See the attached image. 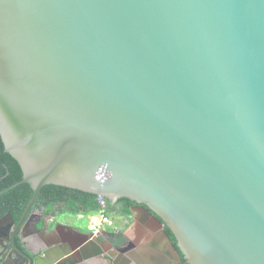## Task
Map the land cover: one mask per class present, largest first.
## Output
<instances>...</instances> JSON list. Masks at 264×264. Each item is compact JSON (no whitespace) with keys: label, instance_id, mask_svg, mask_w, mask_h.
Returning <instances> with one entry per match:
<instances>
[{"label":"water","instance_id":"water-1","mask_svg":"<svg viewBox=\"0 0 264 264\" xmlns=\"http://www.w3.org/2000/svg\"><path fill=\"white\" fill-rule=\"evenodd\" d=\"M0 134V193L34 190L0 264L50 183L136 201L125 234L150 220L179 262L264 264V0H0Z\"/></svg>","mask_w":264,"mask_h":264},{"label":"flooded vegetation","instance_id":"flooded-vegetation-1","mask_svg":"<svg viewBox=\"0 0 264 264\" xmlns=\"http://www.w3.org/2000/svg\"><path fill=\"white\" fill-rule=\"evenodd\" d=\"M28 204L19 218L17 220L15 219V225L12 229L13 233L22 219ZM46 210V205L39 208L35 202L29 215L18 227L16 241L24 256L16 252L13 253L10 259L12 263L29 264V259H27V257L33 259L47 249L50 251V257H54L55 250L60 252L70 248L71 252L65 256L66 261H57L55 264H71L73 262V264H103L102 261L104 262V259L102 255L111 252L117 254V264L187 263L186 260L183 259L182 262H179V259L169 251L166 244H157L155 248L146 244L137 246L132 241V237L125 234V231L134 219V215L136 213L138 214V212L132 211L131 214L125 215L121 214L119 211H113V214L123 218V225H121L120 228L112 229L106 227L102 230L94 231L90 228V223H88L87 226L89 231H85L67 222L69 218H64L68 213L74 216L81 213L68 211L65 202L60 201L52 203L50 211L46 212ZM145 227L151 229L155 235L159 236V232L156 233L154 231V223L150 220L146 222ZM159 239H161L160 236ZM83 240H88V242L83 243ZM86 254L92 256V258L89 257L90 259H84ZM98 254H100V256H97Z\"/></svg>","mask_w":264,"mask_h":264},{"label":"trees","instance_id":"trees-1","mask_svg":"<svg viewBox=\"0 0 264 264\" xmlns=\"http://www.w3.org/2000/svg\"><path fill=\"white\" fill-rule=\"evenodd\" d=\"M22 177L23 171L19 162L9 152L5 151L0 134V191L21 180ZM33 194L34 190L29 182H22L1 193L0 217L7 212H11L14 219L17 220L31 200ZM98 197L97 194L92 192L50 183L42 187L36 204L39 208L46 205V212H49L52 203L63 201L68 211L88 214L91 212H99L101 206ZM105 200V213L109 216L113 214V211H119L121 214L125 215L131 214V206L136 204V201L128 197H120L115 202H112L109 198H105ZM166 230L176 243L174 234L168 226H166ZM183 260H185V258H183Z\"/></svg>","mask_w":264,"mask_h":264},{"label":"rangeland","instance_id":"rangeland-1","mask_svg":"<svg viewBox=\"0 0 264 264\" xmlns=\"http://www.w3.org/2000/svg\"><path fill=\"white\" fill-rule=\"evenodd\" d=\"M92 215H99V214H98V212H91L88 214L81 212L77 216H74V215L68 213L67 216L66 215L64 216V218L65 217L69 218L67 220V222H70L71 225H73L74 227H78V228H81L85 231H89L87 225H88V223L91 222V216ZM110 217L113 221V224L112 225H106L107 228L118 229V228H120L121 225H123V223H122L123 218H121L120 216L115 215V214H111Z\"/></svg>","mask_w":264,"mask_h":264},{"label":"crops","instance_id":"crops-1","mask_svg":"<svg viewBox=\"0 0 264 264\" xmlns=\"http://www.w3.org/2000/svg\"><path fill=\"white\" fill-rule=\"evenodd\" d=\"M130 236L132 237V241L137 245V246H140V245H143V244H146V245H149V246H152V241L153 242H156L157 244H163L162 242H159V240L156 239V235L152 232L151 229H148L147 227L145 228V231H140L138 232L137 230L133 231L132 233H130ZM153 236V237H152ZM155 237V238H154ZM156 239V240H155ZM159 239V238H158ZM88 242V240H83V243H86ZM111 254H113L115 257L117 256L116 253H113L111 252ZM66 256V255H65ZM97 256H100V254H98ZM92 258V256H89V255H85L84 256V259H90ZM100 258V257H99ZM102 263L106 264V261L104 260V262L102 261Z\"/></svg>","mask_w":264,"mask_h":264},{"label":"built area","instance_id":"built-area-1","mask_svg":"<svg viewBox=\"0 0 264 264\" xmlns=\"http://www.w3.org/2000/svg\"><path fill=\"white\" fill-rule=\"evenodd\" d=\"M99 204L101 206L98 214L99 215H92L91 216V222H90V228L94 231H99L104 228H106V225H112L113 221L109 215L105 213V207H106V200L105 198L99 196L98 197Z\"/></svg>","mask_w":264,"mask_h":264}]
</instances>
